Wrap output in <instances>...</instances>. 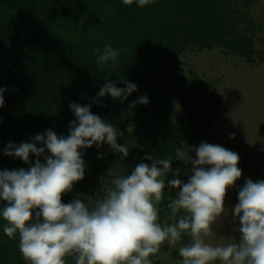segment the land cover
Returning a JSON list of instances; mask_svg holds the SVG:
<instances>
[{
  "label": "clouds",
  "instance_id": "obj_1",
  "mask_svg": "<svg viewBox=\"0 0 264 264\" xmlns=\"http://www.w3.org/2000/svg\"><path fill=\"white\" fill-rule=\"evenodd\" d=\"M144 8L155 0H122L125 6ZM97 65L115 68L122 49L105 45L92 50ZM111 62V63H110ZM125 88L106 82L98 98L110 95L127 100L137 86L126 80ZM5 88H0V108L5 104ZM147 104L146 96L132 102ZM75 120L67 137L49 129L33 142L9 143L5 156L20 158L26 164L30 154L37 159L27 170L0 171V218L6 223L4 234L10 240L18 236V249L25 264H153L165 243L178 248V264H264V180L248 179L238 191V203L232 209L239 221V238L227 244H212L213 225L224 213L228 189L241 178L239 155L220 145L202 142L198 148L178 147L175 160L192 165L187 183L176 178L173 159L153 158L151 166L139 163L130 175L112 167L102 183L103 195L62 202L64 194L85 176L81 149L101 146L128 156V147L117 143L122 135L116 127L91 112L90 106L70 104ZM37 144L46 147H37ZM47 150L45 163L39 157ZM194 151L196 159L189 154ZM102 158V157H99ZM172 179H167L169 173ZM104 176V177H105ZM102 177V182L104 180ZM177 189L170 198L164 221L160 204L165 187ZM189 238L182 243L183 237Z\"/></svg>",
  "mask_w": 264,
  "mask_h": 264
},
{
  "label": "trees",
  "instance_id": "obj_2",
  "mask_svg": "<svg viewBox=\"0 0 264 264\" xmlns=\"http://www.w3.org/2000/svg\"><path fill=\"white\" fill-rule=\"evenodd\" d=\"M180 3L189 16L186 25L196 34L194 39L197 42H224L231 47L238 45L235 38H225L228 34L224 23L228 22L224 17L227 10L221 6L223 0H180ZM2 5L20 6L33 18L31 17L26 25L22 21V24L15 25L11 32H6L4 38L9 41L7 45L0 43V88L7 89L3 94L7 103L4 104V109L0 110V125L6 120L7 108L13 109L12 123L7 129L11 132L8 135L5 130L0 132V171L21 168L27 170L34 166L37 159L34 154H30V161L26 164L20 158L5 156L4 150L9 143L19 145L33 142L36 135L44 134L49 129L58 136L67 137L70 124L76 119L70 104L88 105L93 114L106 122L107 108L111 100L130 105L141 97V83L144 80L142 75L159 83L161 91L159 90L158 95L161 98L164 85H173L176 82L172 75L175 73L174 66L179 51L176 32L178 24H181V16L176 20L169 13L162 14L161 8H139L135 3L125 6L122 0H91L88 9H70L73 15L69 14L61 23L53 24L45 8L37 5L35 1L0 0V7ZM98 5L105 7L107 11L102 15L98 14ZM172 5L180 10L178 3L174 2ZM230 15L231 13L227 14L228 17ZM105 45L122 49L115 68L101 67L95 62L92 50L102 49ZM31 71H36L35 81L38 85L39 80L43 82L46 76L51 74L48 80L52 86L44 100L35 102L31 100L33 97L29 96L30 92L35 97L41 88L31 82ZM124 80L137 86L136 91L130 94L127 100L113 99L110 95L98 98V92L106 82L110 81L119 88H125L126 84L122 82ZM18 81L19 85L16 84ZM8 93L9 97L5 98ZM19 97L23 101L16 106ZM161 102V109L158 112V109L155 110L156 117L159 115V118L155 119L150 129L145 152L146 156H152L154 159L171 157V167L175 171L178 161L175 160V152L180 147L181 132L165 122L164 116L169 107ZM159 103H156L157 107L160 106ZM208 120L203 122L202 128L207 126ZM104 145L105 143L100 147L103 149ZM37 147L46 146L37 144ZM97 147L93 145L91 148L81 149L82 159L86 163L85 176L74 184L71 192L63 195L62 202L69 203L78 196L85 197L88 180L96 177L95 166H92V172H87L86 165ZM48 155L50 153L46 150L44 155L39 157L41 163L46 162L45 156ZM99 157L101 156L95 158V164L101 161ZM5 223L0 218V264H25L17 249L19 238L17 236L16 240H10L4 234ZM68 264L75 262L70 258Z\"/></svg>",
  "mask_w": 264,
  "mask_h": 264
},
{
  "label": "rangeland",
  "instance_id": "obj_3",
  "mask_svg": "<svg viewBox=\"0 0 264 264\" xmlns=\"http://www.w3.org/2000/svg\"><path fill=\"white\" fill-rule=\"evenodd\" d=\"M32 1L45 8L53 24L61 23L69 14L73 15L72 9H76L75 11L81 8L88 9L91 2V0ZM174 2L178 3L179 11L172 5ZM180 4V0H155V3L148 5L151 10L161 8L162 14L169 13L173 19L177 20L178 16H181V24L177 23L179 27L176 32L179 51L174 66L175 73L172 75L176 82L173 85L169 83L164 85L161 98L158 95L161 91L159 83L142 75L143 91L140 93L141 97L146 95L149 103H138L135 107H130L114 100L110 101L106 122L122 133L118 135L117 143L121 146L126 145L129 154L123 157L122 154L113 151L106 142L103 149L97 147L89 164L86 165L87 172H92V166H95L96 177L88 180L85 197L95 196L97 192L103 195L102 183L110 179L105 176L109 168L114 167L118 173L127 176L139 163L151 166L152 161L147 162L145 159V150L150 129L155 119L159 118V115L156 117L155 110L158 109V112L161 109L163 101V104L169 107L164 120L181 132L179 143L181 148L188 147L191 150L198 148L202 142H207L223 146L239 155L238 167L242 171V176L236 181L235 187L228 189L224 201L225 211L213 225V233L209 237V242L214 245L227 244L239 238V221L232 212L238 203L239 189L248 179L254 182L264 180V0H223L221 3L227 10L224 17L228 24L224 23V26L228 35L225 38L226 40L235 38L238 41L235 47L224 42L222 44L197 42L194 39L196 34L186 25L189 16ZM105 11H107L105 7L98 5L96 11L98 14L102 15ZM228 13H231L230 17L227 16ZM31 17V14L20 6L2 5L0 43L7 45L9 41L4 38L6 32H11L14 26L21 25L22 21L26 25ZM36 56L37 59L38 54ZM35 72L30 73L31 82L41 88L35 94L37 99H34L30 92L29 96L33 97L31 100L37 102L48 97L52 85L48 80L51 74L47 75L43 82L39 80L38 85L35 81L37 79ZM16 84L19 85V81ZM8 97L9 93L5 95V98ZM22 101L23 99L19 97L16 106ZM157 102H160L159 107ZM9 110L10 108H7L6 120L0 125V132L5 130L6 135L11 132L7 129L12 123L13 109ZM207 120L209 123L202 128L203 122ZM189 154L192 159H196L194 151H190ZM97 156L102 158L95 164ZM176 162L175 168L180 173L176 178L187 183L192 174V165L180 160ZM172 178L173 173H169L167 179ZM176 191L177 189L168 187L166 181L165 196L159 206L162 222L166 214L170 213L167 203L170 202V198H174ZM188 240L189 238L185 236L182 243H188ZM179 246L178 244L176 247H170L166 243L162 245L160 252L151 257L153 264H178L181 259Z\"/></svg>",
  "mask_w": 264,
  "mask_h": 264
}]
</instances>
